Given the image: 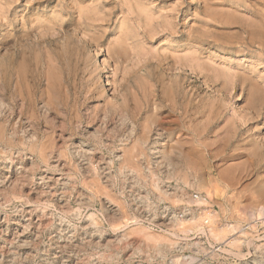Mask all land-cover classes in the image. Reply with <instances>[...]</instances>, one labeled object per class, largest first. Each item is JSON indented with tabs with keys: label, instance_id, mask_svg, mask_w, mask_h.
Returning a JSON list of instances; mask_svg holds the SVG:
<instances>
[{
	"label": "rangeland",
	"instance_id": "374dc122",
	"mask_svg": "<svg viewBox=\"0 0 264 264\" xmlns=\"http://www.w3.org/2000/svg\"><path fill=\"white\" fill-rule=\"evenodd\" d=\"M257 19L264 0H0V264H264Z\"/></svg>",
	"mask_w": 264,
	"mask_h": 264
},
{
	"label": "bare ground",
	"instance_id": "6f19581e",
	"mask_svg": "<svg viewBox=\"0 0 264 264\" xmlns=\"http://www.w3.org/2000/svg\"><path fill=\"white\" fill-rule=\"evenodd\" d=\"M261 4V3H260ZM209 10V9H208ZM260 15V14H259ZM259 19V18H258ZM258 19L256 20V21H254L253 23L254 24H251V25H253V26H251V27H249V29H247L248 31H249V33H250V35H251V38L250 39H252V41H255L256 39H255V36H256V34L258 33V32H261V38L263 39V35H264V29H260L261 27L259 26V22H261L262 24H264L263 23V21H258ZM252 20V19H251ZM264 20V19H263ZM248 24V23H247ZM258 24V25H257ZM263 26V25H262ZM247 27V26H246ZM260 27V28H259ZM264 27V26H263ZM251 41V42H252ZM263 41V40H262ZM261 42V41H260ZM260 42H258V43H260ZM254 43V42H253ZM261 44V43H260ZM263 44V43H262ZM258 46H259V44H258ZM262 46V45H261ZM262 47H264V46H262ZM15 81V80H14ZM4 82V81H3ZM153 97V96H152ZM172 99V98H171ZM260 103L259 104H261V105H263V107H264V101L263 100H261L260 99V101H259ZM258 103V102H257ZM249 105V104H248ZM247 105V106H248ZM252 105V104H251ZM6 107V106H5ZM34 108V107H33ZM258 116H259V114H258ZM257 116V117H258ZM182 118V117H181ZM250 119V118H249ZM252 119H254V117L252 118ZM6 121V120H5ZM252 121V120H251ZM4 123V122H3ZM258 123V122H257ZM251 125V126H250ZM250 125H248L249 126V130H252V129H254V127H255V124L253 123V124H250ZM4 127H5V125H3ZM8 126V125H7ZM15 126V125H14ZM114 128V127H113ZM246 128V127H245ZM4 129V128H3ZM7 131V130H6ZM239 133V132H238ZM9 136H10V134H9ZM242 136V135H241ZM7 137V136H6ZM5 137V138H6ZM256 137V136H255ZM251 139H250V141H249V143L251 144V146L253 147V153H251L252 154V156L254 157L255 155L257 156H259V160H258V162H263V160H264V143H262V142H258V140H256V139H254L253 137H250ZM8 139V138H7ZM4 140V139H3ZM9 140V139H8ZM17 140V139H16ZM25 140V139H24ZM240 140V139H239ZM3 142V141H2ZM16 142V141H15ZM204 142V141H203ZM238 142V141H237ZM26 143V142H25ZM233 143V142H232ZM141 144V143H140ZM188 144V143H187ZM240 145V144H239ZM44 146V145H43ZM176 146V145H175ZM232 146V144L228 141L227 143H226V145H225V148H227V149H230V147ZM237 146V145H236ZM235 146V147H236ZM134 148V147H133ZM154 148V147H153ZM177 148V147H176ZM173 149V148H172ZM178 149V148H177ZM176 149V150H177ZM226 149V150H227ZM175 150V149H174ZM179 150V149H178ZM177 150V151H178ZM210 150V149H209ZM212 150V149H211ZM252 150V149H251ZM43 151V150H42ZM143 151V150H142ZM157 151V150H156ZM185 151V150H184ZM230 151V150H229ZM158 153H159V151H158ZM171 153H173V152H171ZM218 153H219V151H218ZM227 153V152H226ZM154 154V153H153ZM160 154V153H159ZM170 154V153H169ZM181 154H182V152H181ZM181 154H180V157L179 158H181ZM185 154V153H184ZM184 154H182V156L184 155ZM224 154V153H223ZM230 154H232V153H227V154H225V156H224V161H227V162H229V160L231 159V157H232V155H230ZM239 154V153H238ZM238 154H237V156H238ZM250 154V155H251ZM234 155H235V153H234ZM240 155H242V154H240ZM249 155V156H250ZM140 156V155H139ZM161 156V155H160ZM165 156H167V154H165ZM175 156V155H174ZM178 156V155H177ZM168 157V156H167ZM176 157V156H175ZM175 157H173V158H175ZM184 157H185V159H186V161L189 159L188 157H189V155H184ZM221 157V156H220ZM234 157V156H233ZM123 158V157H122ZM136 158H138V157H136ZM169 158H171V157H169ZM172 158V159H173ZM243 158V157H242ZM44 160V159H43ZM123 160V159H122ZM180 160V159H179ZM191 160H193V159H191ZM233 160V159H232ZM163 161V160H162ZM197 161V160H196ZM254 161V160H253ZM189 162V161H188ZM221 162V161H220ZM255 162V161H254ZM178 163H180V162H178ZM196 163V162H195ZM257 163V162H256ZM166 165V164H165ZM175 165V164H174ZM263 165V164H262ZM168 166V165H167ZM258 166H260V165H258ZM264 166V165H263ZM84 167V166H83ZM189 166H187V168H188ZM197 167V166H196ZM207 167V166H206ZM136 168V167H135ZM165 168V167H164ZM198 168H201V167H199L198 166ZM197 169V168H196ZM230 169H232V165H230V166H228V170L229 171H231ZM168 170V169H167ZM195 171V170H194ZM165 172V171H164ZM177 172H178V170H177ZM205 172V171H204ZM182 173H183V171H182ZM233 173V172H232ZM157 174V173H156ZM225 172L223 173L222 172V174L221 175H223L224 177H225ZM180 175H181V173H180ZM203 175V174H202ZM167 176V175H166ZM222 177V176H221ZM218 179V178H217ZM229 180V179H228ZM198 181V180H197ZM233 182V181H232ZM199 183V182H198ZM195 184V183H194ZM200 184V183H199ZM202 184V183H201ZM227 184V183H226ZM197 185V184H196ZM204 185V184H203ZM264 185V184H263ZM229 186V185H228ZM222 187V186H221ZM232 187V186H231ZM204 188V187H203ZM197 189V188H196ZM252 198V197H251ZM243 199V198H242ZM203 200V199H202ZM212 200V199H211ZM195 202H196V200H195ZM198 203V202H197ZM240 204V203H239ZM234 210V209H233ZM260 210V209H259ZM263 212V214H264V207H262L261 208V212H260V215H261V213ZM254 213V212H253ZM246 216V215H245ZM205 217V216H204ZM258 217V216H257ZM260 217V216H259ZM201 222V221H200ZM233 227V229L235 228L234 226H232ZM209 229V228H208ZM214 234H215V232H214ZM217 235V234H216ZM221 236V235H220ZM219 236V237H220ZM215 237V236H214ZM218 239V238H217ZM222 239V238H221ZM229 240V239H228ZM233 242H237L236 240H232ZM231 245V244H230ZM233 246V245H232Z\"/></svg>",
	"mask_w": 264,
	"mask_h": 264
}]
</instances>
